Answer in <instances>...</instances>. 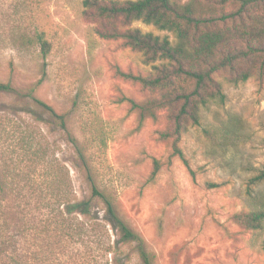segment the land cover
Instances as JSON below:
<instances>
[{
    "label": "rangeland",
    "instance_id": "obj_1",
    "mask_svg": "<svg viewBox=\"0 0 264 264\" xmlns=\"http://www.w3.org/2000/svg\"><path fill=\"white\" fill-rule=\"evenodd\" d=\"M90 12L84 0H0V81L14 88L0 91V264H92V242H77L72 214L61 219L57 162L66 163L79 198L88 196V184L65 133L22 94L30 86L56 111L70 112L69 129L87 148L98 186L143 236L154 264H264L263 231L232 220L264 205V181L253 180L264 168V79L224 84L225 102L204 108L201 123L182 135L184 161L157 139L164 120L139 125V110L125 100L150 95L114 73L151 65L99 35ZM133 26L175 40L141 21ZM40 32L50 45L45 57ZM154 161L159 169L151 176ZM93 205L103 215V204ZM98 241L102 248V236ZM125 249L129 259L121 255L114 264H140L133 244Z\"/></svg>",
    "mask_w": 264,
    "mask_h": 264
},
{
    "label": "trees",
    "instance_id": "obj_2",
    "mask_svg": "<svg viewBox=\"0 0 264 264\" xmlns=\"http://www.w3.org/2000/svg\"><path fill=\"white\" fill-rule=\"evenodd\" d=\"M86 10L100 23L98 34L120 40L123 46L141 53L142 62L150 64L146 72H133L115 67L120 79L131 82L150 96L142 102L125 98L131 109L139 110L138 124L145 119H163L156 131L157 139L170 143L172 152L184 161L179 141L190 127L199 125L202 110L211 103L226 100L224 84L237 85L249 78L264 79V0H84ZM135 21L171 32L175 40L143 31ZM42 56L49 51L44 33L36 34ZM30 40L24 35V42ZM10 81H0V91L11 92ZM33 86L23 89L24 97L41 106L65 133L72 148V159L88 184V196L79 198L72 190L66 163L57 162L54 182L63 220L64 214L74 217L73 235L78 243L92 242V264L101 257L113 264L117 257L129 259L126 246L133 249L140 264H154L155 253L143 236L119 213L112 193L98 186L87 148L69 129V111L58 112L34 95ZM232 134L235 130L228 128ZM159 169L157 161L151 176ZM264 181V168L254 177ZM103 204V215L93 209V202ZM232 220L246 230L264 233V205L240 210ZM113 231V233H111ZM102 236V248L98 237ZM101 250V254L97 250ZM264 251V241L262 244Z\"/></svg>",
    "mask_w": 264,
    "mask_h": 264
}]
</instances>
